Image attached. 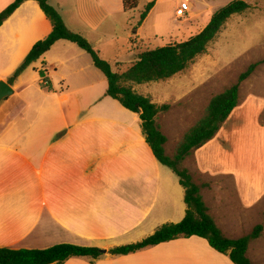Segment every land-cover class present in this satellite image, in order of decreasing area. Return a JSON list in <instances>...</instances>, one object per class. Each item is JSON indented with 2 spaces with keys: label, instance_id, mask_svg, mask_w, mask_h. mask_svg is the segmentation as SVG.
<instances>
[{
  "label": "crops",
  "instance_id": "1",
  "mask_svg": "<svg viewBox=\"0 0 264 264\" xmlns=\"http://www.w3.org/2000/svg\"><path fill=\"white\" fill-rule=\"evenodd\" d=\"M13 1L0 0V12ZM47 1L58 9L65 26L87 41L92 40L90 33L96 37L109 33L97 11L109 6L110 0ZM153 1L152 10L161 0ZM217 1L197 0L203 5ZM231 1L225 0V5ZM205 15L189 10L186 18L179 19L188 38L208 24ZM238 16H231L228 25L233 22L238 27L242 20ZM51 29L31 0L0 26V82L13 92L0 101V249L42 250L70 244L105 252L94 262L77 257L63 264H233L197 236L128 255L108 254L143 240L164 224L181 222L186 211L184 189L178 177L154 157L139 115L104 94L107 80L93 69L92 60L61 61L49 56L57 46L69 50L75 44L56 42L12 85L7 82ZM227 29V34H233L236 28ZM133 34L126 39L131 41L129 51L142 53L146 48ZM40 71L48 81L45 86ZM178 75L160 82L167 83L170 91L182 88L185 82ZM188 78L192 80L188 88L175 97L164 88L140 94L157 105L172 106L156 120L166 138L164 149L168 139L163 121L170 112L174 111L175 120L198 117L196 101L202 94L196 92L194 77ZM245 81L237 106L215 137L192 150L182 163L200 186L208 214L225 237L239 239L262 227L260 236L250 241L246 257L252 264H264V81L255 84L252 92ZM134 90L137 93L139 88L135 85ZM189 125L177 134L183 136L194 124Z\"/></svg>",
  "mask_w": 264,
  "mask_h": 264
},
{
  "label": "trees",
  "instance_id": "2",
  "mask_svg": "<svg viewBox=\"0 0 264 264\" xmlns=\"http://www.w3.org/2000/svg\"><path fill=\"white\" fill-rule=\"evenodd\" d=\"M25 1L30 0H14L1 11L0 26ZM31 1L38 4L52 29L48 36L32 46L7 82L12 85L27 67L38 61L56 42L63 40L75 44L90 55L94 67L105 76L106 96L118 101L128 111L139 115L142 132L154 157L179 178V183L184 189L186 211L181 222L164 224L143 240L113 248L108 251V254L128 255L179 238L197 236L205 239L215 251L227 255L233 264H252L246 257V251L250 241L260 236L262 227L256 226L249 235L239 239L232 240L225 237L208 214L200 195V186L193 181L186 169L180 168V164L192 150L202 147L215 137L221 125L238 104L241 83L252 74L257 63L250 65L245 72L241 73L235 84L210 99L200 119L182 136L172 157L165 153L166 138L156 122L159 115L167 113L171 106L157 105L149 97L140 95L133 89L134 85L167 81L183 73L197 57L206 52L207 47L227 20L233 15L242 14L250 8V5L242 0L231 1L217 10L208 24L196 35L182 43L169 44L154 50L145 49L133 64L124 71H120L119 64H116V70H113L111 64L101 58L99 52L82 35L70 31L65 26L59 12L47 0ZM138 1L122 0V10L126 13L135 10ZM154 6V1L146 4L133 33L143 24ZM39 75L43 78L44 72L40 71ZM41 83L44 85L42 81ZM102 256V250L98 248L70 244H58L42 250L2 248L0 249V264H63L68 259L77 257L88 258L94 262Z\"/></svg>",
  "mask_w": 264,
  "mask_h": 264
},
{
  "label": "rangeland",
  "instance_id": "3",
  "mask_svg": "<svg viewBox=\"0 0 264 264\" xmlns=\"http://www.w3.org/2000/svg\"><path fill=\"white\" fill-rule=\"evenodd\" d=\"M50 1L53 3L54 0ZM90 1L94 2V0ZM224 1L218 0L216 3L203 5L198 4L197 0H161L156 8L151 10L143 24L137 28L135 36L138 37V43L142 40L143 46L148 50L162 48L169 44L182 43L188 39V34H186V31H184V28L180 24L183 20L178 21L175 18L176 6H179L182 2H186L189 5L190 11L196 13L206 12L205 17H207L204 20L208 23L211 15L224 7ZM110 2L109 6H103L97 11L101 22L105 21L104 25L109 28V33L97 37L92 36L90 33L88 38L90 37L92 40L88 39V41L99 52L101 58L110 62L113 70H116L115 64L117 63L120 64V71H124L136 59L137 53L141 52H138V50L129 51L131 41H126V39L134 35L133 30L136 28L137 21L147 2L146 0H139L137 8L127 13L122 10L121 0H110ZM249 5L250 8L237 17L242 19L238 23V27L237 25H233V22L228 25L231 19L227 20L218 35L207 47L206 52L197 57L189 68L184 71L185 73L177 76V78L181 77L184 79L182 82H185L184 86H179L182 88L174 87L173 91H170L167 83L156 82L147 85H136L139 88L137 93L142 94L146 89L152 90L155 93L156 88H164L171 96L175 97L188 88L189 82H192L188 76L194 77L198 83L196 92L200 95L202 94L196 101V107L199 110L197 115L201 117L212 97L235 84L241 73L245 72L250 65L257 63L253 71L255 74L253 76L250 75L246 79L247 81H245L250 83L248 91L252 92V87L255 84L264 81V0H257L256 3ZM230 25H233V27H230ZM227 28L236 29L233 34H227ZM80 35L86 37L82 33ZM49 56L61 61L74 59L91 62L90 55L83 50L81 51L75 45H73V49L69 50L61 49L57 46L51 51ZM93 69L99 72V70ZM55 81H57L56 78L54 79ZM243 85L244 83L240 87ZM246 86L247 84H245V88ZM134 87L135 85L133 89ZM104 94L106 95L105 92ZM175 106L177 107L178 104H175ZM174 117V111H172L168 114L165 121H163L166 126L165 133L168 139L165 152L169 157H172L173 151L175 152L177 146L176 142L182 136V134H177L178 131H182L188 123L190 124L189 128L198 120L196 116L187 120H182L181 118L175 120ZM190 119L191 121H189ZM178 135L179 138L176 139ZM180 168L184 169L183 163L180 164Z\"/></svg>",
  "mask_w": 264,
  "mask_h": 264
},
{
  "label": "built area",
  "instance_id": "4",
  "mask_svg": "<svg viewBox=\"0 0 264 264\" xmlns=\"http://www.w3.org/2000/svg\"><path fill=\"white\" fill-rule=\"evenodd\" d=\"M189 12V5L186 2H182L180 3V5L177 7V9L175 10V17L176 19H184L186 18L187 14ZM42 82L44 85H47V81L45 76H43Z\"/></svg>",
  "mask_w": 264,
  "mask_h": 264
},
{
  "label": "water",
  "instance_id": "5",
  "mask_svg": "<svg viewBox=\"0 0 264 264\" xmlns=\"http://www.w3.org/2000/svg\"><path fill=\"white\" fill-rule=\"evenodd\" d=\"M12 90L10 89V86L6 82H0V101H2L4 98L9 97L12 95ZM102 253H105L102 251Z\"/></svg>",
  "mask_w": 264,
  "mask_h": 264
}]
</instances>
